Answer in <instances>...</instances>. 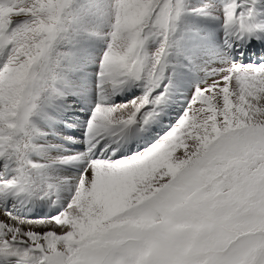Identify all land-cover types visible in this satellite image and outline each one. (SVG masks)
<instances>
[{
  "label": "snow or ice",
  "instance_id": "6c2138e0",
  "mask_svg": "<svg viewBox=\"0 0 264 264\" xmlns=\"http://www.w3.org/2000/svg\"><path fill=\"white\" fill-rule=\"evenodd\" d=\"M258 2L96 5L101 20L111 18L97 88L118 92L143 81L146 92L123 105L103 97L97 103L85 129L86 166L57 215L33 220L0 205V264H264V62L244 64L226 54L161 139L131 156L105 148L106 136L135 124L150 103L165 101L169 85L154 101L149 97L165 79L170 37L186 11L222 14L230 48L233 40L264 38V24L254 23ZM70 6L71 0H0V49L11 46L0 68V198L28 192L29 170L42 167L29 158L39 133L33 117L69 94L62 85L74 54L61 56L56 45L67 32ZM150 22L159 44L149 58L142 49ZM156 115L147 112L143 122ZM12 162L15 175L4 178Z\"/></svg>",
  "mask_w": 264,
  "mask_h": 264
},
{
  "label": "bare ground",
  "instance_id": "6f19581e",
  "mask_svg": "<svg viewBox=\"0 0 264 264\" xmlns=\"http://www.w3.org/2000/svg\"><path fill=\"white\" fill-rule=\"evenodd\" d=\"M256 6V10L258 13V17H256V19L258 18V22L256 24H264V0H259ZM183 27L185 30L183 37L185 38V44L187 43L183 51L186 54V52L190 53V50H195V53H193L191 59L195 66L183 67L176 65L173 68V71L169 76L171 80L170 82H172V84L169 86L167 97L165 101L162 102V107H160L159 111L157 112L158 115H156L153 119L156 123L159 124L163 120H159L158 118H161L162 114H165L164 112H166V110L169 112L168 116L172 118L171 114L173 112V109L177 108L175 107V105H173V103L177 104V102H181L180 107L182 108L180 109L186 110L189 101L194 96L191 95L193 90H197L198 87H204L208 81L214 78L212 76V71L224 66L223 61L225 59V55L222 53L225 51H231L229 46L225 43V30L223 26H221V24L217 23L216 21L197 20L190 18V20L185 23ZM201 37H204L206 41H204V39L202 41ZM244 43L245 41L239 47V53L243 52ZM234 44L235 40H233L231 47ZM89 45H91L92 47L89 48ZM84 47L86 51L81 57L80 61L76 63V65L73 67V70L70 72V79H68V81L64 85H62V87H64V89L68 91L69 94L64 99H62L61 102L60 100H58V104L56 106L49 108L48 112L42 115L44 119H42L43 121L38 119L40 121L38 123H35L36 127L39 130V136L35 137L34 139L36 148L33 150L30 160L38 165H42V167L36 169L37 172L35 173H39L41 175L42 181L46 184V197L56 202V204L54 205L55 215L62 211L72 199L80 179V174L86 166L85 160L76 157V153L74 151L70 152L69 147L63 146L62 144L61 146L59 143L60 141L57 139L58 135L61 137L60 120L69 122V119L67 120L64 118L66 114L63 113H73L72 111H70V107H68L69 104L66 103L68 101L67 98H76L81 102L80 106L84 107L96 106L97 104L95 103V101L97 103L98 101L102 102V97L104 98L103 102L109 101V98L106 96V87L103 91L99 90L97 96L94 95V91L97 88V83L94 84L93 79L90 77L94 71L93 69H91L94 68L93 60H91L90 58H92L91 49L96 47L94 46V43H86ZM216 48H218L219 50H217ZM231 57L232 59H234L236 55L231 52ZM94 60H96V58H94ZM235 60L237 62H240L236 58L234 59V61ZM109 91L110 95L112 93H117L113 92L111 89H109ZM190 95L191 99H189ZM183 100L185 102L184 104L182 103ZM107 104L116 105L117 103L111 104V102H108ZM61 109H64V111L61 112ZM80 111L83 112L81 109ZM181 113L182 111L178 110L175 116H179ZM82 114L84 115V112ZM58 115H60L61 117L60 120L58 119ZM76 121L87 122L88 119L81 117L77 120V118H74L71 126H74ZM170 123V127H173L172 122ZM136 127L137 126L133 127V130H129L127 133H125L123 137L128 136L131 131H133L134 133L136 131ZM167 129L168 127H166V130ZM164 132L168 131H163V133ZM65 138L69 140L76 139L75 137L74 139L73 136ZM109 144L110 142L107 141L105 147L107 148ZM82 155L85 154L82 153L81 156ZM126 156H131V154H126ZM61 158H71L72 162L67 164L60 163ZM37 230L47 231L48 229L43 228Z\"/></svg>",
  "mask_w": 264,
  "mask_h": 264
},
{
  "label": "rangeland",
  "instance_id": "374dc122",
  "mask_svg": "<svg viewBox=\"0 0 264 264\" xmlns=\"http://www.w3.org/2000/svg\"><path fill=\"white\" fill-rule=\"evenodd\" d=\"M184 2L188 6V8L200 9V8H204L205 6L209 5L210 3L219 4L220 0H184ZM238 2H242V0H238ZM98 4L104 5L107 8L111 9L112 5L114 4V0H71V6L68 9L69 14L65 18V27L67 29V32L65 34H63V38L61 40H59L57 45H56L57 52L59 54H61V56H63V54H65V53L74 54L72 56L71 61L65 64V71L67 73L66 82L68 81V79H70V74H71L70 72L73 70V67L76 65V63H78L80 61L81 57L85 53L86 50H85L84 45L86 43H90V44L94 43V46H95L96 42H98V41L95 38H93L94 36L96 38H98L101 42L108 43L109 37L107 34L111 30V26H110L111 25V18H107L104 20H101L99 18L98 14H97V10H96V5H98ZM89 9L91 11V14H86V13H88ZM74 14L78 15V17H79V19L76 22H73V15ZM191 14H193L195 16H202L201 18H210V19L214 18V16H212V15L204 16V14H201L199 12H188V11H186L183 14V16L181 17V20L179 21V24H178V27H177L175 33L170 37L171 47L169 49L170 54L167 57L168 66H167V69L165 72V79H164L160 89H158L157 91H155L151 94V96L149 97L150 101H154L155 97L160 92L164 91L163 89H164L165 85L170 86L172 84V82H170L171 80H170L169 76L171 75V72L173 71V68L176 65H180V66H187L188 64L194 65L193 62L191 61V59H192L193 53H195L194 52L195 50H193V51L190 50V53L186 52V54L183 51L184 47H186L185 45L187 44V43L185 44V38L183 37V35L185 33L183 26L185 25V23H187L190 20ZM220 18H223L222 14L220 15ZM257 22H258V18L257 19L255 18L254 23H257ZM221 26H223V25H221ZM149 27L151 28V22L149 23ZM149 27L145 29V33L148 34V38L145 41V44L143 46L142 54L146 55L150 58L151 54L158 47L159 38L156 39L153 42V44L150 43L152 33H151V29ZM85 29H88V31L93 33V34L87 35L85 33ZM91 37H92V39L89 40V38H91ZM86 38H88V39H86ZM82 43H83V45H82ZM245 45H246V42L243 44V46L245 47ZM88 47L90 48L92 46L89 45ZM237 47H238V45L235 44L234 49L236 50ZM253 48L254 47H250L249 49H246L248 56L252 55V57H254V56L262 57L264 55V50H263L264 45L255 44V52H253V50H254ZM216 49L219 50L218 48H216ZM10 50H11L10 45L6 46L3 49H0V57L1 56L3 57V59L0 58V64H1L0 68H3V66L5 65L7 59L10 55ZM95 50H96V48L91 49L92 58H90L91 60H93L94 65H96V63H97L98 55L101 54V53L96 54ZM1 53H3V54H1ZM225 54H227V53H225ZM228 55H230V53ZM94 58H96V60H94ZM235 58L238 59L237 56ZM249 64H258V62H255V63L250 62ZM94 73L97 74V71H95ZM68 74H69V76H68ZM82 74H83V72H82ZM94 84H96L95 81H94ZM132 84L134 87L133 90H132L131 85L124 86V89H126L127 90L126 92H128V93L131 90H132V92H135V93H131L125 100H123L122 103H117L116 105L127 104L129 101H131L133 99L143 97V95L146 92L144 82L138 81V82H134ZM106 89H107L106 96L110 97V91L108 90L110 88L106 87ZM195 91L196 90H193L191 95H194ZM191 95H190L189 99H191ZM67 100L68 101L66 103L69 104V106L68 105L67 106L70 107V111H72L73 113H70V112L66 113V116L64 118L67 120L69 119V123L70 122L72 123L74 118H77V120H78L81 117H83V114H82L83 112L80 111L81 106L78 105L79 103L74 99V97L73 98L68 97ZM57 102L54 106H56L58 104ZM60 102H61V100H60ZM98 102H100V101H98ZM95 103L97 104L96 101H95ZM180 103L181 102H177V104L173 103V105H175V107H177V108L173 109V112L171 114L172 118H170L168 116L169 112L167 110H166V112H164L165 114H162L161 118H158L159 120H163L160 124L156 123L153 120L154 118L150 119L148 124H145L143 122V116L147 112H156L157 113L159 111L160 107H162L163 103H160L159 105H156L155 103H150L149 105H147L146 108L143 109L141 114L137 117V122L135 123V124H137V127H139L140 129L136 130L135 134L133 133L131 136L133 142L135 144H138V146L133 147L134 150H126L125 148L122 147L120 142H117L115 147L119 148L120 152L125 151L127 153H131V155H134V154H137L138 152L144 151V150H140V147L144 146V145L148 146L152 143L157 142L163 135H165L167 133V132L163 133V131H169L172 128V127H170V125H171L170 122H172V126H175V124L178 122V120L181 118V116L183 115V113L185 111V109H183V110L180 109V108H182V107H180L181 106ZM182 103L183 104L185 103L184 100ZM64 105H65V103H64ZM54 106H52V107H54ZM93 108H95V106ZM48 110H47V112H48ZM178 110L182 111V113L179 116H175L177 114ZM62 111H64V109H61V112ZM79 112H81V113H79ZM172 115H174V116H172ZM88 118H89V116H87V119ZM162 118H164V119H162ZM38 119L42 120L43 116H41L39 118L33 117L34 123H38L40 121ZM87 122H86V125H87ZM79 123H81V122H79ZM165 124H167L168 126ZM78 126H79V124L76 125V128L81 130V128ZM130 127L131 126H128L127 128H125L123 130H117L116 133H114L113 135H110V136L113 138L114 137L117 138V136L120 137ZM166 127H168L167 130H166ZM157 135L161 136V137L155 138ZM37 136H39V135L37 134L35 137H37ZM35 137H34V139H35ZM57 137L61 138L62 140H68L65 137L62 138L63 137L62 135H61V137L59 135ZM106 137H108V136H106ZM124 140H125L124 143L128 144V136H125L123 138V141ZM68 141H70V140H68ZM78 141L79 140L72 141L74 143L72 145L73 149H71V148H69V149H70V152L74 151L76 153L75 156L80 159L81 154L83 153L86 141L85 140H82V141L80 140L79 142ZM33 143H34V140H33ZM59 143H60V145L62 144L63 146H65L63 143H61V142H59ZM32 152L29 154V158L31 157ZM127 155H130V154H127ZM3 165H4V161H0V170H3ZM14 169H15V163L12 162L9 164V168H8L7 173H9V170L12 171ZM35 172H37L36 169H30L29 170V177H30L29 189H30V192L33 193L34 197L32 199H29V198L27 199L26 197H21L17 202H16L15 198H12L9 201V204L4 201L5 200L4 198H0V205H2L3 208L12 210L14 212V214L24 216V217H27L29 219H38L37 217H35L36 214L37 215L43 214L45 211L52 209V207L49 205L48 201H46L45 198L39 199L35 195V193H39L41 196H44V194L47 193L46 184L42 181L41 175L39 173L36 174ZM10 177L11 176H9L8 178H10ZM4 178H5V175H4ZM51 216H53V215H51Z\"/></svg>",
  "mask_w": 264,
  "mask_h": 264
}]
</instances>
